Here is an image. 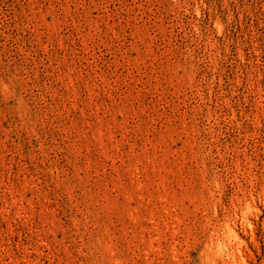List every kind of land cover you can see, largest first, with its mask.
<instances>
[{"label":"rangeland","instance_id":"obj_1","mask_svg":"<svg viewBox=\"0 0 264 264\" xmlns=\"http://www.w3.org/2000/svg\"><path fill=\"white\" fill-rule=\"evenodd\" d=\"M0 264H264V0H0Z\"/></svg>","mask_w":264,"mask_h":264},{"label":"bare ground","instance_id":"obj_2","mask_svg":"<svg viewBox=\"0 0 264 264\" xmlns=\"http://www.w3.org/2000/svg\"><path fill=\"white\" fill-rule=\"evenodd\" d=\"M232 229V228H231ZM230 233H231V235H233V236H235L236 237V235L234 234V232H233V229L232 230H230Z\"/></svg>","mask_w":264,"mask_h":264}]
</instances>
